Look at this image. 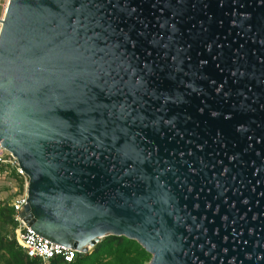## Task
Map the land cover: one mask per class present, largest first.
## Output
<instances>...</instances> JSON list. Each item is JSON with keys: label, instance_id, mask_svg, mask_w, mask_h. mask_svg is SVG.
Here are the masks:
<instances>
[{"label": "water", "instance_id": "95a60500", "mask_svg": "<svg viewBox=\"0 0 264 264\" xmlns=\"http://www.w3.org/2000/svg\"><path fill=\"white\" fill-rule=\"evenodd\" d=\"M98 2L9 0L0 22V146L27 177L20 219L78 254L114 236L138 243L148 264H264V158H237L235 123L220 115L206 126L226 134L224 158H168L171 125L133 109L130 83L105 92L108 66L127 49ZM165 83L155 103L160 91L171 99Z\"/></svg>", "mask_w": 264, "mask_h": 264}, {"label": "flooded vegetation", "instance_id": "af4514ba", "mask_svg": "<svg viewBox=\"0 0 264 264\" xmlns=\"http://www.w3.org/2000/svg\"><path fill=\"white\" fill-rule=\"evenodd\" d=\"M98 11L110 25H121L115 34L127 49L108 66L105 92L115 94L123 88L116 82H128L133 89L124 95L139 101L133 109L154 111L163 126L171 125L167 144L174 150L163 152L168 158H224L226 134L206 126V119L215 123L219 115L224 126L235 123L229 136L240 151L230 138L228 143L237 158H264V0H99ZM107 65L98 73L105 76ZM164 83L172 84L171 99L160 91L155 103L154 89ZM180 91L185 104L173 99ZM174 107L182 112L174 114ZM232 108L246 121L235 122ZM252 128L262 139L252 137L253 131L243 136Z\"/></svg>", "mask_w": 264, "mask_h": 264}, {"label": "trees", "instance_id": "16d2710c", "mask_svg": "<svg viewBox=\"0 0 264 264\" xmlns=\"http://www.w3.org/2000/svg\"><path fill=\"white\" fill-rule=\"evenodd\" d=\"M23 188V182L20 181ZM10 204L0 203V264H42L28 258L14 238L17 227ZM151 256L135 241L109 236L102 239L87 254H77L74 261L64 263L53 259L49 264H148Z\"/></svg>", "mask_w": 264, "mask_h": 264}, {"label": "built area", "instance_id": "2783aa9c", "mask_svg": "<svg viewBox=\"0 0 264 264\" xmlns=\"http://www.w3.org/2000/svg\"><path fill=\"white\" fill-rule=\"evenodd\" d=\"M2 1L3 0H0V8L2 7ZM0 170L3 171L1 173L2 177L11 174L17 179L19 178L20 180H23L24 186L26 187L27 177L19 168L17 161L12 157V155L5 151L1 146ZM25 204V193L10 204L14 212L13 219L17 224V227L14 229L15 240L19 247L23 250L24 254L30 259L39 260L42 264H49L53 259H61L64 263L73 262L76 255L78 254L77 251L62 245L51 243L48 240L39 237L20 219L19 214Z\"/></svg>", "mask_w": 264, "mask_h": 264}, {"label": "rangeland", "instance_id": "374dc122", "mask_svg": "<svg viewBox=\"0 0 264 264\" xmlns=\"http://www.w3.org/2000/svg\"><path fill=\"white\" fill-rule=\"evenodd\" d=\"M8 0H3L1 2L2 7L0 8V18L5 13L6 5ZM0 170V203L11 204L19 196H22L25 193L26 187L24 186L23 180L17 179L16 177L9 174L8 176L2 177ZM20 181L23 182V188L20 187ZM92 250V249H91ZM91 250L89 252H91Z\"/></svg>", "mask_w": 264, "mask_h": 264}, {"label": "bare ground", "instance_id": "6f19581e", "mask_svg": "<svg viewBox=\"0 0 264 264\" xmlns=\"http://www.w3.org/2000/svg\"><path fill=\"white\" fill-rule=\"evenodd\" d=\"M6 9H7V6H6ZM5 12H6V10H5ZM4 16H5V13H4V15L2 16V18H0V22L3 20ZM0 28H1V23H0Z\"/></svg>", "mask_w": 264, "mask_h": 264}, {"label": "crops", "instance_id": "0c3cea01", "mask_svg": "<svg viewBox=\"0 0 264 264\" xmlns=\"http://www.w3.org/2000/svg\"><path fill=\"white\" fill-rule=\"evenodd\" d=\"M14 238H15V236H14ZM23 251V250H22ZM24 253V252H23Z\"/></svg>", "mask_w": 264, "mask_h": 264}]
</instances>
